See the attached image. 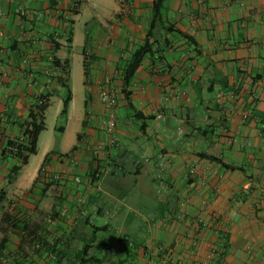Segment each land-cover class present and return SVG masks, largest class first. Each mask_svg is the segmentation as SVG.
Here are the masks:
<instances>
[{
	"label": "crops",
	"instance_id": "obj_1",
	"mask_svg": "<svg viewBox=\"0 0 264 264\" xmlns=\"http://www.w3.org/2000/svg\"><path fill=\"white\" fill-rule=\"evenodd\" d=\"M155 2L0 0V264H81L87 245L84 264H264V0H167L149 37ZM84 13L96 31L77 52ZM147 41L126 97L122 70ZM67 60L70 88L83 69L76 141L42 150L46 127L8 183L21 166L8 143L42 95L64 104ZM104 88L119 99L115 147Z\"/></svg>",
	"mask_w": 264,
	"mask_h": 264
},
{
	"label": "trees",
	"instance_id": "obj_2",
	"mask_svg": "<svg viewBox=\"0 0 264 264\" xmlns=\"http://www.w3.org/2000/svg\"><path fill=\"white\" fill-rule=\"evenodd\" d=\"M167 0H157L154 4V21L152 30L149 32V37L152 36L153 29L156 26V21L158 17H160L163 13V8ZM73 32H71V36ZM69 43H72V39H69ZM153 53V44L150 41H147L142 47L136 49L131 54V60L129 63L124 67L122 70V82L124 84V93L126 97H128L129 93L127 89L131 86V83L136 75L137 70L141 66L142 61L144 58ZM60 65V64H59ZM62 72L67 78H60V83L62 87L66 90V97L64 98L63 109L60 115V118L63 122L67 121L70 102L72 100V90L68 85V77L70 74V61L67 60L65 64L61 65ZM85 76L88 77V68L85 66ZM49 95H42L35 107L30 111L28 120L22 125V136L14 141L8 143V149L13 148L14 150L8 152V149L4 152V156L9 155L12 153L19 161H21V166L15 167L11 170V173L8 175V183H11L16 175V173L22 168V166L27 165L29 162V158L31 155H36L38 152V141L40 134L46 130V112L49 108ZM136 116H141L140 113H137ZM57 130L61 131L64 130V126L57 127ZM81 138V135L78 136ZM76 148H73L75 150ZM72 150V151H73ZM50 156H47L46 160L48 161ZM225 167H229L224 165ZM6 200V191L3 190L0 193V212L3 209V204ZM7 219L9 221L11 218L6 214L3 216V220ZM89 246H85L80 253V260L81 264L84 262H90L92 259L85 260V256H87V251Z\"/></svg>",
	"mask_w": 264,
	"mask_h": 264
},
{
	"label": "rangeland",
	"instance_id": "obj_3",
	"mask_svg": "<svg viewBox=\"0 0 264 264\" xmlns=\"http://www.w3.org/2000/svg\"><path fill=\"white\" fill-rule=\"evenodd\" d=\"M87 19V14L84 13L83 17L80 19L77 25V52L80 51V47L84 42L86 32H91L94 35L93 30L96 29L95 26L93 27V25H91L89 26L90 30H87L84 24ZM71 78V88L73 90L75 99L72 105V117L69 130L66 134H62L59 130L55 131V127L59 128L65 126V122L59 119L60 113L63 108V100L59 96L54 97L51 101V107L46 112L47 130L42 136V150L46 147L47 143H49L47 145L55 146L57 149L64 150L67 145L76 141L77 131L81 130L80 122L78 120L80 116H84L85 88L82 84L83 69L80 64L74 65ZM40 157L41 153L40 155L32 158L29 167L25 169L26 174H32V172H35L36 168L40 164Z\"/></svg>",
	"mask_w": 264,
	"mask_h": 264
},
{
	"label": "built area",
	"instance_id": "obj_4",
	"mask_svg": "<svg viewBox=\"0 0 264 264\" xmlns=\"http://www.w3.org/2000/svg\"><path fill=\"white\" fill-rule=\"evenodd\" d=\"M22 14L26 15L27 10L25 8H21ZM0 15H3L2 9L0 7ZM100 102L106 110V122H105V134L107 139L109 140V144L113 147L117 146V139H116V130H117V123H118V109H119V99L117 94L114 90L110 88H104L100 94ZM2 121L0 117V122ZM13 148H9L8 152L13 151ZM101 151V147L97 148V154ZM12 155V153L10 154ZM63 159L70 160L72 164L75 162L74 156L72 154L64 155ZM74 165V164H73ZM46 168L43 171L46 172ZM77 182H80V178H76ZM37 248H41V244H37Z\"/></svg>",
	"mask_w": 264,
	"mask_h": 264
}]
</instances>
